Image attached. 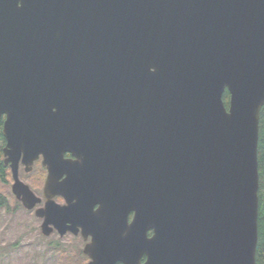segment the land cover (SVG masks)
I'll list each match as a JSON object with an SVG mask.
<instances>
[{
	"label": "water",
	"instance_id": "1",
	"mask_svg": "<svg viewBox=\"0 0 264 264\" xmlns=\"http://www.w3.org/2000/svg\"><path fill=\"white\" fill-rule=\"evenodd\" d=\"M263 105L264 0H0L12 191L34 205L18 163L43 154L46 222L61 225L89 218L50 199L67 170L78 191L99 179L106 194L124 177L160 178L154 234L124 245L125 264H255ZM111 225L89 264L118 257Z\"/></svg>",
	"mask_w": 264,
	"mask_h": 264
},
{
	"label": "flooded vegetation",
	"instance_id": "2",
	"mask_svg": "<svg viewBox=\"0 0 264 264\" xmlns=\"http://www.w3.org/2000/svg\"><path fill=\"white\" fill-rule=\"evenodd\" d=\"M4 118L5 117L2 116L0 120V131L2 130ZM5 146L6 140L0 133V162L3 165V170L5 169L4 172L8 171L7 175L10 174L12 180L10 190L14 198V206L16 203L15 208H20L21 210L33 214L34 221L37 223L38 234L41 237L50 238L47 243L60 244L59 241H62L65 238L72 239L71 244L75 243L76 246L74 248L75 253H77L73 264H89L93 260L92 257L85 252V249L87 247L89 250V247H92L95 240H97V243L100 242L99 245L102 243L103 240L101 239L100 234L102 229L108 226L109 222L113 225V227L111 225L112 241L116 243V249L112 256H118L114 260V264H125L120 256L126 254L124 245L129 244L134 238L139 240L143 238V235L150 238L154 234L153 227L146 229L144 225L146 223L149 224L152 220L156 222L159 219V213L161 211L160 207L155 205L153 210H151L150 207L151 201L156 203L160 201V192L162 191L160 178L156 177L151 179V176L148 173L131 175L128 178L124 177L127 179L126 181H118L115 183L117 188L113 190V194L107 193L108 195H112L113 198L109 199L108 195L103 192L102 189L98 188L101 184L99 179H94L93 181L85 180L82 190L78 191L77 188L79 187L77 184L69 181L70 175L74 174L71 170H67L60 175L58 183L53 187L54 191L50 189L52 193L50 199L59 207H78L76 211L87 212L89 218L78 219L76 216H66L63 224L60 225L53 222L52 219L48 217L49 223H47L46 215L44 213L47 201L44 188L48 176V168L43 163V154H39L38 157L34 159L31 166H29L30 170L28 171L26 170L27 165H23L21 159L18 163L17 176L28 186L33 194V196H31L34 198V205L28 209L23 205L22 198L25 197L24 194L21 192L17 195L12 191L14 179L9 164L4 162ZM63 156L70 160L80 159L75 155H72L70 152H65ZM26 174H34L31 177V184L24 181ZM86 178H89V176ZM122 195H125L126 198ZM100 207L103 210V214L102 211L95 214ZM104 207L107 209H104ZM110 208H112V210H110ZM126 209V213H122ZM151 211L154 212L153 218ZM136 214L139 222L135 226L134 220ZM123 215L125 220L122 217ZM98 221H100L99 224ZM94 224H98V226L96 228H91L90 226ZM102 246L100 245L101 249H103ZM65 257L61 258V262L65 259L68 264H72L73 260L70 255H66ZM147 257L148 254L143 251L139 261L144 263L147 260ZM79 259L83 262H80Z\"/></svg>",
	"mask_w": 264,
	"mask_h": 264
},
{
	"label": "rangeland",
	"instance_id": "3",
	"mask_svg": "<svg viewBox=\"0 0 264 264\" xmlns=\"http://www.w3.org/2000/svg\"><path fill=\"white\" fill-rule=\"evenodd\" d=\"M32 175L26 174L24 181L31 184ZM5 177L6 182L0 179V196L7 201L0 205V264H68L65 259L61 262L66 255H70L73 264L77 253L72 239L65 238L60 244L47 243L50 238L38 234L33 214L15 208L10 174Z\"/></svg>",
	"mask_w": 264,
	"mask_h": 264
},
{
	"label": "trees",
	"instance_id": "4",
	"mask_svg": "<svg viewBox=\"0 0 264 264\" xmlns=\"http://www.w3.org/2000/svg\"><path fill=\"white\" fill-rule=\"evenodd\" d=\"M229 94L225 90L223 93V101L227 105ZM257 158H258V172H259V190H258V218H257V230L258 239L255 251V264H264V105L260 110L259 116V132H258V146H257ZM3 165L0 162V179L6 181L7 172H4ZM7 203L6 199L0 196V205ZM16 206V203H15Z\"/></svg>",
	"mask_w": 264,
	"mask_h": 264
}]
</instances>
